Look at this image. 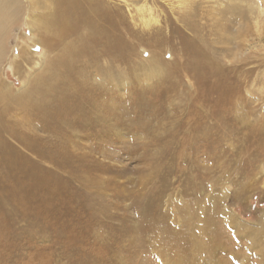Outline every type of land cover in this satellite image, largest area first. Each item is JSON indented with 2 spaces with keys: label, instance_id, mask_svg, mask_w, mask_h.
<instances>
[{
  "label": "rangeland",
  "instance_id": "obj_1",
  "mask_svg": "<svg viewBox=\"0 0 264 264\" xmlns=\"http://www.w3.org/2000/svg\"><path fill=\"white\" fill-rule=\"evenodd\" d=\"M103 2L99 70L76 77L94 100L11 173L0 264H264V0ZM23 12L0 34V112L2 85L25 99L47 67Z\"/></svg>",
  "mask_w": 264,
  "mask_h": 264
},
{
  "label": "bare ground",
  "instance_id": "obj_2",
  "mask_svg": "<svg viewBox=\"0 0 264 264\" xmlns=\"http://www.w3.org/2000/svg\"><path fill=\"white\" fill-rule=\"evenodd\" d=\"M41 2L39 4L37 0H0V34L4 30L8 32V26L16 21L17 14L24 11L21 22L23 20L28 22L31 28L33 27L31 32L43 33L40 37L36 34L35 42L32 43L43 48V57L37 62L39 67L42 62L44 66L47 65L45 70L36 75L35 81L28 84L31 87L24 85L25 99L10 94L12 85H2L4 86L2 103L6 106L0 112V207L7 201L14 200L10 188L11 173H32L29 165L31 155L42 156L43 151L40 148L44 140L42 132L46 129L55 131L56 126L52 123H55L63 113L73 111L72 114H79L85 100L91 102L95 96L94 91L85 89L87 80L85 78L78 80L76 77L84 68L80 63L81 58L86 59V64L99 70V65L91 63L95 59L91 41L100 27L102 28L100 32L105 30V22L109 21L103 0H41ZM42 7L45 12H38ZM84 26L88 28L86 35L80 34V29ZM77 32L78 41L75 43L73 38ZM1 39L2 64L6 61L4 59L8 53L6 54L3 45L4 39ZM121 42L117 41L118 46ZM54 44L63 46L57 52V60L47 61L48 54L55 48ZM19 51L23 54L28 50L21 47ZM16 62L17 59H14L12 63ZM71 90L75 92L74 95L69 93ZM67 102L70 103L69 106ZM190 243L193 247L194 242Z\"/></svg>",
  "mask_w": 264,
  "mask_h": 264
},
{
  "label": "snow or ice",
  "instance_id": "obj_3",
  "mask_svg": "<svg viewBox=\"0 0 264 264\" xmlns=\"http://www.w3.org/2000/svg\"><path fill=\"white\" fill-rule=\"evenodd\" d=\"M145 55H147V53H145Z\"/></svg>",
  "mask_w": 264,
  "mask_h": 264
}]
</instances>
